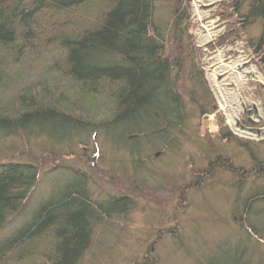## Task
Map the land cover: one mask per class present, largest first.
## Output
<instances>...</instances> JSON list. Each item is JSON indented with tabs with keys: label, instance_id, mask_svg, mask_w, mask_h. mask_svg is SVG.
I'll return each mask as SVG.
<instances>
[{
	"label": "rangeland",
	"instance_id": "374dc122",
	"mask_svg": "<svg viewBox=\"0 0 264 264\" xmlns=\"http://www.w3.org/2000/svg\"><path fill=\"white\" fill-rule=\"evenodd\" d=\"M101 3L50 16L46 12L39 25V29L46 30L42 32L45 38L36 44L35 47H40L38 50L26 48L21 54L18 50L12 54L1 53L6 61L0 69L1 113L7 111L14 116L20 109V97L34 90L39 103L46 101L48 106L72 116L92 118L95 122L96 116L101 120L111 119L114 114L112 86H101L98 93H93L73 82L64 67L62 44L65 35L74 38L85 23H97L106 7ZM156 5V22L167 28H172L174 16L182 14L187 7L188 19L181 25L185 31L181 35L183 42L176 43L170 37L167 51L184 63L181 84L186 93L194 87L188 65L195 63L204 73L210 94L207 110L203 112L186 95L191 115L184 133L186 137L177 142L178 151L167 149L164 144L150 150L147 164L136 176L139 182L136 185L135 177L129 173L128 157L102 137L69 140L66 146L44 138L0 139L2 159L14 156L37 163L48 172L61 163L76 166L89 174V188L95 199L108 196L132 199L131 212L108 219L95 229L90 249L79 264H194L198 258L210 255L219 241L238 236L232 215L236 188L241 189L243 199L254 188L264 187V178L257 177L237 185L235 182L244 179L225 169L227 163L255 169V160L239 146L237 139L256 144L264 141V74L248 47L250 41L259 37L261 25L241 27L227 0H183L181 5L175 0H157ZM78 19L82 21L80 28L71 27ZM54 26V30L49 29ZM46 42L48 45L42 47ZM44 93L48 96L43 97ZM206 103L203 100L199 104ZM254 108L260 118L249 113ZM237 119L246 128L260 130V134L242 132L235 125ZM222 131H229L237 139H224ZM254 147L257 160L264 161V145ZM213 162L216 164L211 166ZM207 174L211 175L206 177ZM181 242L190 251L187 255L179 251ZM49 245L50 239H45L34 248L42 252ZM35 257L29 255L23 261L14 259L10 264L44 263Z\"/></svg>",
	"mask_w": 264,
	"mask_h": 264
},
{
	"label": "trees",
	"instance_id": "16d2710c",
	"mask_svg": "<svg viewBox=\"0 0 264 264\" xmlns=\"http://www.w3.org/2000/svg\"><path fill=\"white\" fill-rule=\"evenodd\" d=\"M182 1L175 0L180 5ZM99 2L106 7L97 23H85L74 38L63 37L64 67L73 82L90 92L98 93L99 87L112 86L111 119L101 120L96 115L97 122L87 117L80 119L48 106L46 101L39 103L33 90L20 97V109L14 116L0 112V139L44 138L66 146L69 140L102 137L128 157L129 173L138 185L136 176L147 164L148 152L161 144L178 151L179 138L186 137L191 115L186 95L201 112L207 110L210 101L201 69L195 63L188 65L194 87L186 93L181 84L184 63L167 51L170 37L176 43L183 42L181 35L185 31L181 25L188 19L187 7L182 14L174 16L172 28H167L156 22L157 0H0V69L6 65L2 52L12 54L18 50L21 54L26 48H40L35 46L45 38L42 33L45 28L39 29L44 13L62 14ZM227 2L241 27L261 25L259 37L250 41L248 47L264 74V0ZM81 22L74 20L71 27L79 29ZM49 29L54 30L55 26ZM21 40L24 44L16 47ZM45 45L48 42L42 47ZM203 100L207 102L204 106L199 104ZM262 104L264 108V95ZM221 136L237 139L229 131H222ZM237 141L256 166L251 171L227 163L226 170L244 179L235 184L242 185L252 177L264 178V161L257 160L254 147L264 145V141L258 144ZM90 182L88 173L69 164H58L48 172L37 163L14 156L0 158V264H10L14 259L23 261L29 255L40 257L43 264H79L90 249L95 229L108 219L123 217L132 210V199L126 196L95 199ZM262 206L264 187L254 188L243 199L241 189L236 188L232 215L238 236L219 241L210 255L198 258L194 264H264ZM45 239H50L49 247L44 246L42 252L34 248ZM179 251L190 253L182 242Z\"/></svg>",
	"mask_w": 264,
	"mask_h": 264
},
{
	"label": "water",
	"instance_id": "95a60500",
	"mask_svg": "<svg viewBox=\"0 0 264 264\" xmlns=\"http://www.w3.org/2000/svg\"><path fill=\"white\" fill-rule=\"evenodd\" d=\"M250 114H253L255 115L256 117L260 118V116L258 115V111L256 108H254L253 111L249 112ZM205 126L207 127L209 125V121H208V117L205 118ZM238 126L242 129V130H245V131H248L250 133H254V134H257L259 135L260 134V130H254V129H248L246 127H244L239 121H238Z\"/></svg>",
	"mask_w": 264,
	"mask_h": 264
}]
</instances>
